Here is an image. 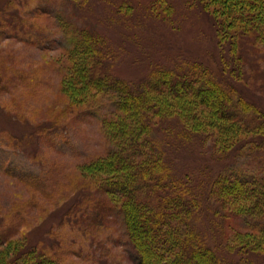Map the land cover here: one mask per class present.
Segmentation results:
<instances>
[{
  "label": "rangeland",
  "instance_id": "1",
  "mask_svg": "<svg viewBox=\"0 0 264 264\" xmlns=\"http://www.w3.org/2000/svg\"><path fill=\"white\" fill-rule=\"evenodd\" d=\"M222 6L216 1L206 9L201 0H0V237L11 241L1 253L26 242L25 248L36 247L57 264H134L118 204L101 189L95 167L111 147L102 120L117 119L113 94L75 83L62 18L71 29L101 36L110 51L107 73L133 87L151 75L199 65L264 113V44L249 34L225 37L232 30L221 27ZM151 97L165 107L151 116V138L180 188L197 198L195 225L207 244L225 262L263 264L259 249L241 253L232 244L246 233L261 235L245 230L242 217L222 210L211 193L220 174H264V138L253 137L254 143L243 133L234 147L218 149L186 124L179 109L184 101ZM10 255L1 254L0 262Z\"/></svg>",
  "mask_w": 264,
  "mask_h": 264
},
{
  "label": "trees",
  "instance_id": "2",
  "mask_svg": "<svg viewBox=\"0 0 264 264\" xmlns=\"http://www.w3.org/2000/svg\"><path fill=\"white\" fill-rule=\"evenodd\" d=\"M216 1L223 4L221 27L232 30L225 37L249 34L264 44V0H201V5L207 9ZM212 17L216 20L213 13ZM60 23L69 43L75 83L94 94H113L117 119L102 120L111 147L95 167L101 189L118 204L134 264H253L249 259L225 262L197 229V198L180 188L151 138V116L165 111L151 96L184 101L179 109L186 113V124L225 151L238 144L243 133L254 143L253 137L263 139L264 113L199 65H191L188 71L166 70L133 87L107 73L104 61L110 51L101 36L85 28L71 29L64 18ZM204 112L210 118L203 119ZM212 185L211 194L220 208L242 217L245 230L261 235H242L232 229L243 236L233 238V247L241 253L259 249L264 254V174L250 179L220 174ZM4 244H11L10 238L0 237V249ZM26 244L14 245L8 261L0 264H57L36 247L25 248ZM1 254L9 256L5 249Z\"/></svg>",
  "mask_w": 264,
  "mask_h": 264
}]
</instances>
